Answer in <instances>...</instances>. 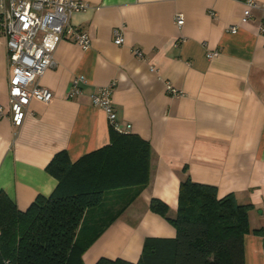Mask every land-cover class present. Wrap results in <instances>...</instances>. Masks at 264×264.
Masks as SVG:
<instances>
[{
    "label": "crops",
    "instance_id": "1",
    "mask_svg": "<svg viewBox=\"0 0 264 264\" xmlns=\"http://www.w3.org/2000/svg\"><path fill=\"white\" fill-rule=\"evenodd\" d=\"M83 1L89 7L70 21L88 33L89 46L63 38L52 65L36 79L53 98L32 99L19 127L0 118V192L24 211L55 188L46 166L56 153L66 151L75 161L108 144L111 124L91 95L115 81L119 125H130V133L150 144V181L82 254L84 264L101 257L135 262L146 237L174 236L149 202L161 199L174 216L187 175L215 186L218 197L233 194L251 205L244 260L264 264V11L252 9L242 21L244 0ZM232 25L236 33H230ZM115 28L122 32L121 45L114 43ZM209 51L218 54L208 58ZM7 76L2 57L4 88ZM78 77L82 92L68 98ZM167 83L181 94L169 92ZM0 104L8 110L5 94Z\"/></svg>",
    "mask_w": 264,
    "mask_h": 264
},
{
    "label": "trees",
    "instance_id": "2",
    "mask_svg": "<svg viewBox=\"0 0 264 264\" xmlns=\"http://www.w3.org/2000/svg\"><path fill=\"white\" fill-rule=\"evenodd\" d=\"M150 158L147 140L111 126L108 144L75 161L56 153L46 166L55 188L26 210L0 192V264H84L82 254L149 184ZM250 209L187 175L174 216L161 199L149 202L174 236L146 237L135 262L101 257L94 264H245Z\"/></svg>",
    "mask_w": 264,
    "mask_h": 264
},
{
    "label": "built area",
    "instance_id": "3",
    "mask_svg": "<svg viewBox=\"0 0 264 264\" xmlns=\"http://www.w3.org/2000/svg\"><path fill=\"white\" fill-rule=\"evenodd\" d=\"M246 8L241 17L246 21L251 17L252 9L264 11V1L244 0ZM89 4L83 0H0V60L7 61V89L9 108L6 111L0 104V118L7 117L14 127L22 125L29 103L32 99L42 102L50 101L54 92L39 85L36 79L40 77L53 63L54 51L59 42L68 37L87 48L90 37L87 32L78 30L71 24V16L78 11H84ZM213 14V13H212ZM176 24H183L181 15L176 16ZM264 26H261V30ZM230 33H236L238 27L232 25ZM113 40L117 45L123 43V35L119 28L113 29ZM135 55L143 58L139 49ZM217 51H209L208 58L216 56ZM151 70H154L151 67ZM83 79L78 77L67 92V97L79 95ZM115 81L100 87L91 95L94 106L101 108L111 124L118 131H129L130 125L123 128L117 121L113 106L112 93ZM169 92L181 94L167 83ZM264 214V212H262Z\"/></svg>",
    "mask_w": 264,
    "mask_h": 264
},
{
    "label": "rangeland",
    "instance_id": "4",
    "mask_svg": "<svg viewBox=\"0 0 264 264\" xmlns=\"http://www.w3.org/2000/svg\"><path fill=\"white\" fill-rule=\"evenodd\" d=\"M6 89H7V88H4V81H3V78H0V93L6 95Z\"/></svg>",
    "mask_w": 264,
    "mask_h": 264
}]
</instances>
